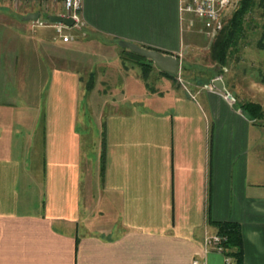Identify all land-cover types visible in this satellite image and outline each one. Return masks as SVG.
I'll return each mask as SVG.
<instances>
[{"label": "crops", "instance_id": "obj_1", "mask_svg": "<svg viewBox=\"0 0 264 264\" xmlns=\"http://www.w3.org/2000/svg\"><path fill=\"white\" fill-rule=\"evenodd\" d=\"M81 1L87 35L68 26V42L54 38L52 24L35 23L61 14L60 1H0V264H222L220 252L204 249L216 222L239 227V264H264L263 85L251 80L245 90L222 75L232 97L206 80L173 89L160 110H148L136 104L142 75L135 73L132 90L126 82V110L101 122L103 164L99 152L96 165L88 164L96 158L84 148L90 134L78 123L80 101L104 86L95 66L112 55L91 60L92 80H85L84 47L118 58L125 39L180 56L186 29H200L201 21L182 0ZM131 53V60L144 57ZM42 54L54 63L36 75L33 62ZM41 94L37 165L28 163L35 122L21 132L24 145L9 109L24 96L40 105ZM246 100L260 103L263 114H247L238 104Z\"/></svg>", "mask_w": 264, "mask_h": 264}, {"label": "rangeland", "instance_id": "obj_2", "mask_svg": "<svg viewBox=\"0 0 264 264\" xmlns=\"http://www.w3.org/2000/svg\"><path fill=\"white\" fill-rule=\"evenodd\" d=\"M230 1L231 0H227L222 4L221 13H223V17L232 11L238 0H232L231 4ZM261 23H264V17L258 15L257 11L254 12L253 20L249 23V26L246 27L245 36L240 39L237 48H232L225 65H219L210 58L209 45L210 38L213 36H208L200 29L187 28L184 34V46L179 56L182 59L178 74L174 77L165 75L157 68L154 62H152L149 65L150 69L146 78L140 77L141 79H139L140 87L137 88L135 92H139L142 95L136 96V104L143 109L160 110L161 108L157 106L159 100H168V96H170L169 94L173 89L178 88L184 90L188 86L191 87L195 82H204L206 80L209 81L210 85L213 78H221L222 75L228 85L239 86V88L242 87L247 90L251 80H257L263 85L264 90V50L256 45L257 38L261 32ZM221 26L222 22L220 23V28ZM80 29V34L83 36L87 35L84 27ZM65 31L70 34V39L64 41L68 42L74 36V31H72V33L67 30ZM84 48L87 50L84 51L86 52L84 55L86 59L80 63L82 65L85 64V67L81 68L85 80H92V77L86 75L90 70L88 65L91 63V60L99 61L103 55H112L111 57L102 59L104 61H99V64L95 66V68L102 69L101 73L104 75H102V80L105 84H103L104 86H100L99 92H84L80 101L78 113L79 125L84 129L86 134H90L88 138L90 141L84 143V148H88L90 153L96 158L93 161L86 160L85 162L96 165L97 153L99 152L100 154L104 147L102 143L104 138V126L101 125V122L109 112L126 110V96H129V94L126 93V82L129 83L128 88L132 90L131 87L134 88V83L136 82L134 77L135 73H141V65L143 62L146 63L147 60L139 56L135 58L138 61L131 60L130 57L132 55H129V53H133H131V49L127 47L122 48L119 46V48H122L123 57L118 58L114 56L115 52L111 54L108 53L110 51L97 49L96 46L89 45ZM96 56L97 58H95ZM33 63L32 72L37 75L39 71H42V66H51L54 62H52L51 58H46V56L42 54V61H35ZM56 63L59 64L60 61ZM68 63L73 62L68 61ZM126 65H132V67L126 70ZM43 69L45 73L46 67H43ZM127 72L128 74L126 75ZM211 76L215 77L210 78ZM36 79H39V77H36ZM96 79L98 80L99 77ZM89 89L90 87L88 86V90ZM41 95L42 97L39 101L40 105H38L36 100L34 101L24 96L22 99H18L17 102L10 103L13 106H19V108L12 107L9 109L12 116L18 118L20 124V137L23 136L24 139V141L22 139L20 141H23L24 145H27L26 138H24L26 135L21 134V132H24L26 127H32V123L34 124L35 122L34 136L32 138L28 137V140L30 139L28 143L30 146L28 163L34 160L37 165H42L43 159L42 128L45 109L43 107L44 94ZM36 96L38 97V94H36ZM261 96H264V92L260 94V97ZM130 99L134 100L135 98L131 97ZM155 101L158 103L156 104ZM3 111L5 112V110ZM32 154L34 155L33 157L31 156Z\"/></svg>", "mask_w": 264, "mask_h": 264}, {"label": "trees", "instance_id": "obj_3", "mask_svg": "<svg viewBox=\"0 0 264 264\" xmlns=\"http://www.w3.org/2000/svg\"><path fill=\"white\" fill-rule=\"evenodd\" d=\"M264 17V0H238L232 11L225 15L222 20V26L210 38L209 55L212 61L219 65H225L228 61L232 48H237L240 39L245 36L246 27L253 20L254 12ZM256 45L264 50V23H261V32L257 38ZM145 58L146 63H142V77L146 78L150 69L149 65L153 62L151 59ZM168 76L175 75L161 70ZM220 72V71H219ZM240 107L249 115L260 116L263 113L261 104L254 101H239ZM104 161V147L101 152V162ZM219 225L218 232L227 234L228 240L226 245L229 247V253L232 254L239 264L242 258V238L240 229L234 222H216Z\"/></svg>", "mask_w": 264, "mask_h": 264}, {"label": "built area", "instance_id": "obj_4", "mask_svg": "<svg viewBox=\"0 0 264 264\" xmlns=\"http://www.w3.org/2000/svg\"><path fill=\"white\" fill-rule=\"evenodd\" d=\"M1 1V0H0ZM17 1V0H13ZM26 1H39L46 3L49 1H60L63 6L61 15L72 19V24L67 25L62 21H53L50 19L36 18L35 23L39 25L52 24L55 29L54 38L67 41L70 39V34L65 31L64 28L68 26H75L81 28L85 22L81 17V0H26ZM232 0L230 1L231 4ZM221 0H182L181 8L187 12H190L194 18L201 21L200 30H203L205 34L212 37L218 29H220V23L223 22V13H221ZM191 23L194 20H190ZM210 86L213 84L211 82ZM228 240L227 234L222 232H214L211 235H207L204 238V249L208 251L214 249L220 252L223 256L222 264H236V261L232 254L229 253L226 242ZM191 264H208L205 259L194 258Z\"/></svg>", "mask_w": 264, "mask_h": 264}, {"label": "water", "instance_id": "obj_5", "mask_svg": "<svg viewBox=\"0 0 264 264\" xmlns=\"http://www.w3.org/2000/svg\"><path fill=\"white\" fill-rule=\"evenodd\" d=\"M38 16V12H35V14H29L27 16L28 18H34ZM49 19L53 21H62L67 25L72 24V19L66 16H63L61 14H49ZM118 43L122 47H127L131 49L132 51L137 52L138 54L151 59L154 64H156L161 70L167 71L173 75H177L181 66V59L179 55L177 54H170V53H164L159 49L156 48H148L145 46H141L139 44H136L132 41L125 40V39H119ZM213 85L218 88L221 91L226 92V94L229 97H232V95L226 91L223 81L220 77H215L212 79Z\"/></svg>", "mask_w": 264, "mask_h": 264}, {"label": "bare ground", "instance_id": "obj_6", "mask_svg": "<svg viewBox=\"0 0 264 264\" xmlns=\"http://www.w3.org/2000/svg\"><path fill=\"white\" fill-rule=\"evenodd\" d=\"M227 0H221V4H224ZM222 7V5H221Z\"/></svg>", "mask_w": 264, "mask_h": 264}]
</instances>
